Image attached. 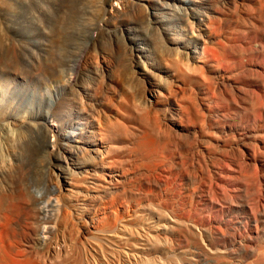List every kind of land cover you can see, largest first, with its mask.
Here are the masks:
<instances>
[{"label": "bare ground", "instance_id": "1", "mask_svg": "<svg viewBox=\"0 0 264 264\" xmlns=\"http://www.w3.org/2000/svg\"><path fill=\"white\" fill-rule=\"evenodd\" d=\"M248 1L233 2L237 9ZM75 2L84 15L79 24L86 41L82 37L72 53L69 47L51 52H68L64 64L56 65L59 61L51 63L46 56L53 46L43 39L50 37L48 24L61 15L59 0H0V264H264V95L216 94L217 85L190 76L207 61L217 66L214 49L220 38H236V33L219 34L225 11H216L209 0ZM114 2H123V8L115 9ZM250 27L249 39L260 42L259 53L260 29ZM164 33L173 46L157 50L151 39ZM121 39L131 42L143 71L158 79L153 99L161 87L185 89L169 109L179 116L180 127L185 118L191 121L187 131L207 145L183 157L185 145L171 143L150 102L131 108L140 112L137 119L127 114L131 137L126 125L101 118L104 102L94 84H80L79 72H72L82 66L97 74L92 50ZM170 51L178 58L159 66L157 55ZM14 57L28 68L20 69ZM21 79L38 81L56 99L18 117L12 106L14 81ZM197 90L202 108L192 96ZM52 120L59 125L55 143ZM30 138L42 139L41 157L25 170L22 148ZM97 169L106 171L108 180L93 183L99 194L91 209L50 180L54 171L69 191V175ZM136 169L142 175L131 181L128 176ZM111 232L116 236L106 244L103 234Z\"/></svg>", "mask_w": 264, "mask_h": 264}, {"label": "rangeland", "instance_id": "2", "mask_svg": "<svg viewBox=\"0 0 264 264\" xmlns=\"http://www.w3.org/2000/svg\"><path fill=\"white\" fill-rule=\"evenodd\" d=\"M75 1L76 0H59V8H60V14L61 15L57 19L53 20L50 24H48L47 29L49 30L50 37L48 36L49 38L47 37V40H45L46 38L43 39L44 43L49 42L52 44L51 45L49 43H45V45L47 44V45L54 47V49H53V47H51L50 48L51 50H48V52L46 53V56H48L47 58H49L48 60L51 61V63H52L53 59H56V61L55 60L53 61L54 64L57 61L61 62V60L64 59V60H62V62L60 64H58L59 63L58 62V63H56V65L64 64V62L66 60L65 58L68 57L67 53L68 52L72 53L73 50L77 51L80 48L78 46H81L80 44L83 41H86L82 35L83 34V32H82L83 27L82 26H83L84 20L82 22L81 19L84 15H82L83 12L81 11L82 9L80 8L81 5H79V3L77 4ZM233 1H236V0H209L210 4L214 7V9L216 11H218V12H224L225 11L224 12L225 13L224 24L222 25V28H221L222 30L221 29L219 30V34L222 33L221 35L223 37L226 36V38H227V37H229V35L236 33L235 34L236 38H234V39H228L227 38L228 40L225 38H220V40H221L220 46H218L217 48L215 47L216 49H214L215 50L214 56H215L216 61H218L217 66L211 67V65L214 62H212V60L207 61V63H205L207 65L203 64L202 69H201V67L199 68V66H198V67H196L198 70L194 69L195 72L192 70V72L190 73V76L193 77L194 79H197V80H207L208 79L207 81L208 82L211 81L210 84L212 86H213V84L215 86L217 85L216 87L213 86L214 90L217 89L216 94L221 95L224 93L223 95H226V96H232L234 94L233 96H235L237 98L248 97L250 95L256 96V95H259L262 93L264 95V36H262V35H264V0H249L248 2L245 3V5L243 7L237 6L238 7L237 9H236V6L234 5V3H236V2H233ZM67 3H68V5H70L72 3V5L68 6ZM123 5H124L123 2H114L115 9H122ZM222 10H224V11H222ZM79 11H81V12H79ZM71 12H73L74 14ZM79 13H82L81 14L82 17L80 16ZM63 14H65V15H63ZM59 21H61V22L59 23ZM80 22H82L81 23L82 26L79 24ZM250 26L251 27L255 26V29H257V30L260 29L259 32H257V30H256V32L259 33V35L262 37L261 45H262L263 51H260L259 53L255 52V49L256 48L260 49V47L257 45V44H260V42L259 41L258 42L251 41L249 39V35H248L249 30L248 29ZM66 28H67V31H66ZM243 30H245V33ZM247 30H248V32H247ZM79 31L81 32V34ZM260 31H261V33H260ZM237 33H239V34H237ZM161 36L162 37H160V36L158 37V35H156V36H153L151 39V41L152 42L154 41V44L157 45V46L155 45L157 47V50L159 47H160L159 49L166 48V47L171 48V46H173V42H172V40H170V37L165 33ZM51 39H53V40H51ZM80 39H81V41L82 40L83 41L80 42ZM55 41H57V42H55ZM77 44H78V46H77ZM75 45H76V47H74ZM131 45L132 44L128 39H124V40L121 39L119 44L118 43H114V44L107 43V44H105V42L104 43L101 42L91 52L92 57H94L96 55V59H97L96 64H98V61L100 64V65L98 64L97 66H95L96 65L95 64L93 67L94 69L92 71H94V72L99 71V72H97V74L92 73V72H88L90 70L84 69L81 66L79 69H76L77 71L76 70L73 71L72 74L75 72H77L76 74H78V72H79V74H80L79 81H80V84H82V85H85V86L91 85L92 86L94 84L93 87L95 88L96 94L100 97L102 102H104L103 106L99 107V110H101V111H99V114L102 116L101 118L103 120H107V121H105L107 124H108V122L113 121V123H114V122H116V120H118L122 124L126 125V128L128 127L127 133L129 135V137H131L130 132H131V130H133L132 129V122L130 121L129 118L131 117V115L133 116V114H134V117L136 118V115H138V113H140V112H137V110H138L137 108L134 111H132L133 109H131V108L134 106L137 107V105L139 108V106L144 105L146 102H148V103L150 102V104H151V110L150 111L152 112V110L154 109L153 110L154 112H152V114L154 113V115H155V116L153 115L154 118L155 117L159 118L158 120L156 118L155 119L160 122L159 125L162 128V131L165 130L164 132L168 133V135L170 137L169 140L171 141V143H173V145L179 144L180 147H181V145L182 146L185 145V146H183L184 149L182 150L183 155H182V153H181V155L183 157L185 156V158H187L189 156V155H187V154H189V151L195 150L197 148V146L199 148V145H207V143H206L207 141L202 136L199 137V135L197 134L198 135V137H197V136H194L195 134H192V133L187 131L188 128H190L189 124L191 122L187 118H185L186 121L184 120L183 126L181 125L182 127H180L178 125L179 124V118H178L179 116L177 117V115L174 114V112H172L169 109L175 103L174 99L176 98V95L181 96L183 94V92H185V89H183L181 91V89L183 87H178V86L177 87L173 86L172 88L170 86H167L165 88L161 87L159 98L153 99L150 96V94H151L152 89L154 87H156L155 84L158 82V79L155 76H153L152 73H150L149 69H148L149 72L143 71L142 66H140L138 64V58H137L136 54L134 53V51L132 50ZM68 47H69L70 51L66 49ZM77 47H78V49H77ZM52 49L54 51H52ZM65 49L68 52L65 51V52H61V53H51V52H60V50L64 51ZM53 54H55V55L53 56ZM59 54H61L60 55L61 57L59 56ZM153 54H155V53H153ZM167 54H165L163 56H159V55L155 54V55H157V60H158L159 66H164L165 64H169V63H170V65H172L171 61L177 57V53H173V51L169 52V54H171V55H169V54L167 55ZM51 55L53 57L58 55V57L53 58ZM216 57H218V58H216ZM181 58L186 59V55L185 54L181 55ZM10 59H13V57L12 58L10 57ZM15 59L16 58L14 57L13 62L14 63L16 61L19 62L18 64H20V66L19 65L18 66L20 69H22V66H23V69H24V67L25 68L27 67V65L24 64L25 62H23L19 57H18V59H16V60ZM17 62L15 64H17ZM42 68H44V66ZM42 68H41V70H44ZM148 68H150L152 71L158 73L157 69H155L154 67L148 66ZM70 72H71V70H70ZM102 75H104V76H102ZM100 83H102V84H100ZM14 87L16 90V102L12 106V111L14 112V114H16L20 118H22L28 114V111L30 110L31 106H37V105L41 104V102L48 103V100H51L49 98H52L53 100L56 99V94L54 93V91L53 92L50 91L48 93L46 90L43 89L41 84L36 80H29V81H23L22 79L21 80H15L14 81ZM173 89H175V90H173ZM172 93H174L175 95ZM192 94H193L192 95L193 97L195 96L194 98H195L196 103L199 106H201L199 108H202L201 100L199 99L202 92L197 90V91L192 92ZM179 96H177V97H179ZM196 98H198V99H196ZM134 104H136V105H134ZM44 105L47 107L46 104H44ZM118 107H119V109H118ZM116 109L121 110L120 111L121 115H119L120 112L118 110L116 111ZM127 110H128V112H127ZM202 111H204V110L202 109ZM127 114H129L130 117H127ZM109 117H110V120H108ZM188 122H189V124H188ZM48 125L50 126L51 130L54 131L50 135V140L52 143H55L56 142V136H54V135H56L59 125L57 122H55L53 120L50 121L48 123ZM187 126H188V128H187ZM152 136H154L153 137V138H155L154 140H157L155 135H152ZM222 137H225V136H222ZM229 137L226 136V139L228 138V140H229L231 138V137L230 138ZM27 141L24 143L26 146L24 145L22 148L23 149L22 150V154H23L22 159L24 161L23 167L25 170L27 169V166L29 164L30 165L28 166V168L30 166L32 167L34 165L32 163H35L37 161V160H35L36 158L39 159V157H41V154L39 153V150H38V146L41 145L42 139H38V138H32L31 139L30 138ZM188 145H190V147ZM100 146H99V148H100ZM186 146H187V148H186ZM188 148L189 149L192 148V149L189 150ZM27 151H28V153H26ZM38 154H40V156ZM241 155L242 154H240V156ZM37 156H39V157H37ZM26 160H27V162H26ZM96 161H97V163L100 162V160H98V159ZM135 171H137V172H135ZM135 171H133V173L131 172L130 173L131 175L128 176V179H130L131 181L136 180L137 178H140V176L142 175L141 170L136 169ZM140 173H141V175H140ZM40 177H42V176H39V178ZM67 178L72 183V188H70L69 191H67L68 186H66L64 184L63 178L57 177V175L55 174L54 171L51 172V176H50V180L53 181L55 184H58L59 186H64L65 190H63V193H65L67 196H69V194L75 195L78 198V200L81 203L85 204L86 208H88V209L92 208L93 202L95 200H97L96 197H97V194H99L98 193L99 187L94 185L93 183L94 182L95 183H98V182L103 183L104 180H108L106 171H104L102 169H97L96 173H92L91 175H89V174H86V175H69ZM108 198L109 197H106V200H108ZM120 227H121V223H118V230L116 232L119 233ZM115 236H116V234L113 232L103 234V237H105L104 238L105 241L108 238H110V237L114 238ZM106 244H107V241H106Z\"/></svg>", "mask_w": 264, "mask_h": 264}]
</instances>
